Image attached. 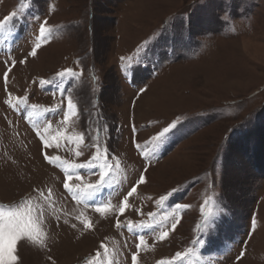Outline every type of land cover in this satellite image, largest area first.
Returning <instances> with one entry per match:
<instances>
[{"label": "rangeland", "instance_id": "rangeland-1", "mask_svg": "<svg viewBox=\"0 0 264 264\" xmlns=\"http://www.w3.org/2000/svg\"><path fill=\"white\" fill-rule=\"evenodd\" d=\"M13 12L10 30L0 32V210L31 208L44 237V247L18 242L16 264H132L133 253L137 264H264V0H0V19ZM45 20L52 35L29 56ZM65 69L77 75L65 77L61 91L56 73ZM9 94L27 105L9 108ZM69 98L78 116L65 123ZM173 121L152 155L151 138ZM37 130L62 137L45 149ZM106 139L109 163L119 168L97 199L111 206L102 215L90 200L73 199L63 181L67 170L75 192L95 182L71 165L91 159L97 146L103 157ZM141 173L146 183L120 214ZM37 189H51V202ZM128 221L156 231L130 232ZM163 230L169 237L159 242ZM137 234L145 238L139 250Z\"/></svg>", "mask_w": 264, "mask_h": 264}, {"label": "snow or ice", "instance_id": "snow-or-ice-1", "mask_svg": "<svg viewBox=\"0 0 264 264\" xmlns=\"http://www.w3.org/2000/svg\"><path fill=\"white\" fill-rule=\"evenodd\" d=\"M17 12H13L10 15L5 16L3 19H0V32H5L10 30V22L13 20L14 17L17 16ZM47 21H43L39 24V35L37 37V41L35 45L31 48V50L28 52L29 56L35 57L37 55V50L41 48L40 41H47L49 37L52 35V29L47 27ZM140 47L137 48V55L140 54ZM122 63L125 61V59L128 60L129 64L132 61L131 57L120 58ZM15 61L12 62V66H15ZM19 63L23 64L25 63V60H20ZM139 63V61H137ZM77 73L72 71L71 69H65L64 71L56 73V80L58 81L57 87L64 91L63 89V82L65 77H74ZM8 79V70L4 72V80L5 83ZM54 81L50 80H40L39 83L41 85L53 83ZM141 92H144L145 89H140ZM6 105H8L9 108L13 110H17L19 106L21 105H27V97H13L11 94H9V99L5 100L4 102ZM32 108H35L36 105H32ZM96 105H93V108H95ZM67 113L63 115V121L65 123L68 122L69 116L77 117V107L76 104L73 102L72 99L67 100ZM52 111H57V109H53ZM59 111H63V108L61 107ZM97 116V126L100 127V122L102 117L100 116V113H95ZM92 113H89V117L91 118ZM23 118V117H22ZM178 121H173L170 123L167 127H164L161 131H159L155 136L151 138V141L149 143H152L153 147L151 150V154L154 155L159 148L167 141L168 134L177 126ZM107 131L106 127L104 129ZM136 129L133 126V133H135ZM37 137L40 138L42 141L43 147L45 149L50 148L53 146L52 140L59 141L62 137V133L58 132L56 136L52 137V140H49L48 138L44 137L38 130L36 131ZM78 141L82 144L84 142L83 137H78ZM96 139H99V136L96 137ZM134 146L137 148L138 151L143 152V149L141 148L139 142L136 140L133 141ZM145 147H147V143L145 144ZM77 156L82 155V152H77ZM144 156L146 158H150L149 153H144ZM45 160L50 164H55L57 161V157H49L46 153L44 154ZM114 159L110 152V144L108 140H105V147H104V153L103 157L101 156L99 147L97 146V152L96 155H93L91 159L84 163H74L71 165V168L73 170L76 169H86L88 175H97L98 178L95 180V182H89V183H82V186L78 185L79 192L73 191L72 187L69 185L68 180H70L72 177L67 173L66 175L67 179L63 181V188L67 190L69 194H71L73 199L78 200H90L91 204L94 206V210L100 214H104L109 210L111 207L109 204L105 203H97V199L100 197V194L103 192L106 188H111L113 186V176H112V169L119 168V161L115 163V165L109 163V160ZM146 171V169H145ZM78 180L80 179V176L77 175L76 177ZM146 183V176L144 173H141L139 175L138 180L136 183L130 188V190L127 192V195L124 196V199L121 201L119 205V213L123 214L129 207L128 198L132 197L134 193L137 191V187L140 184ZM39 192V196L44 198L49 203L51 202V196H52V190L48 189L47 193L35 190ZM176 191H179V188H174L171 191L167 192L165 195H161L159 197L158 203L163 204L173 193ZM188 207L187 205L183 204H177V209H182ZM32 209L31 208H25L23 206L14 208L12 210H0V264H16V262L19 260L18 255H16L17 245L18 242H23L25 240L32 241L33 243H39L41 247H44L43 243V233L42 229L37 228L36 222L33 221L32 218ZM138 213H140V210H136ZM37 220L43 223V210H37ZM142 214V213H140ZM150 217H154L155 213H149ZM77 219L80 220L85 230H91L92 225L86 218L77 217ZM167 219V217H165ZM57 220H59V217H57ZM67 223V221H65ZM180 223L179 220H176L175 223L171 225V229L174 231L177 228V225ZM255 224V220H253V225ZM76 225H73L75 227ZM128 230L130 232L133 231L135 228L140 229H150L152 232L156 231V227H154L153 224H146V223H139V224H133L132 221L127 222ZM116 227L122 228L124 227L123 222L120 220H117ZM139 236V243L136 244L137 250L140 249V246L145 243V238L143 234H137ZM169 237V231L163 230L159 231V234L156 236V240L159 242H164ZM101 248H104L105 253H107L106 247L103 245V243L100 246ZM119 255V253L117 254ZM243 256V253L240 254ZM97 256H99V251L97 252ZM181 257V253L177 252L175 254V258ZM240 257H237L239 259ZM51 259V257H49ZM131 262L132 264H137V253H133L131 255ZM88 264H95V260H91L88 262ZM114 264H118V261H114ZM157 264H171L168 260H160L157 261Z\"/></svg>", "mask_w": 264, "mask_h": 264}]
</instances>
